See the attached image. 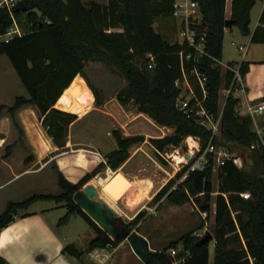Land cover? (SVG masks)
Wrapping results in <instances>:
<instances>
[{"label":"trees","instance_id":"obj_1","mask_svg":"<svg viewBox=\"0 0 264 264\" xmlns=\"http://www.w3.org/2000/svg\"><path fill=\"white\" fill-rule=\"evenodd\" d=\"M25 9L12 11L21 34L8 42H0V56L4 55L28 97H16L8 106L13 126L20 129L14 112L21 106L35 107L41 126L57 149L66 145L68 128L77 115L54 106L63 93L82 74L87 60L98 58L116 66L126 83L116 94L117 101L126 106L132 103L136 109L147 114L156 123L174 127L172 135L151 138L149 142L157 154L168 146H178L187 136L200 138L199 156L205 149L210 132L200 126L193 115L179 111L174 100L181 90L175 86L182 79V69L187 73L198 98L201 90L190 71L197 67L206 76L205 108L217 114L218 91L224 80L228 89L232 85L233 71L221 66L222 41L225 31L226 0H194L201 15L196 25L204 38L205 56L202 65L196 64L192 48L186 41H169L153 28L156 19H171L175 0H107L106 3L81 0H22ZM258 0H231L228 27L236 25L242 35H250L251 43L264 44V7L258 25L249 29L250 10ZM11 24L8 11L0 9V34ZM152 55V68H148ZM191 54L189 59L185 56ZM237 63L228 62L229 67ZM248 71V62L239 63L241 78ZM76 76V77H75ZM74 78V79H73ZM95 105L102 104L96 90L89 84ZM232 86L222 106L220 119V144L240 157L242 166L226 159L216 169L217 184L214 189L211 174L213 157L206 153L207 163L202 170L189 171L174 188L193 163L191 158L152 197V203L167 199L180 205L192 202L200 213L209 215L214 194V217L210 233L213 236L212 264H264V133L258 135L251 129L252 118L240 115L236 110L237 97ZM264 101V96L261 97ZM21 131V130H20ZM116 147L106 153L105 165L117 169L129 157V148L144 141L142 135H124L119 128L111 130ZM158 156V155H157ZM104 166L100 162L86 171L76 183L67 181L55 168L59 195L33 194L22 201H8L0 213V229L9 224L17 211L27 208L35 200L63 202L65 213L58 223L64 224L73 215L82 218L94 231L84 250L66 244L62 254L72 263L86 264L83 256L94 249L115 247L124 237L110 238L73 201V196ZM247 192V199L240 193ZM146 211L139 210L128 222L117 219L116 224L132 234L138 232L139 223ZM134 229V230H133ZM200 237L188 231L164 248L150 251L147 264H209V243L198 244ZM177 249L175 256L169 254ZM183 259L182 261H180ZM2 263V262H1Z\"/></svg>","mask_w":264,"mask_h":264},{"label":"rangeland","instance_id":"obj_2","mask_svg":"<svg viewBox=\"0 0 264 264\" xmlns=\"http://www.w3.org/2000/svg\"><path fill=\"white\" fill-rule=\"evenodd\" d=\"M153 23L157 30L160 29L159 25H163L167 28L169 41L181 40L177 33L175 22L172 19L154 20ZM238 45L247 48V52L244 56L238 50ZM243 60L256 62L258 67L252 68V71L249 72L251 62H248V71L242 77V87L239 86L232 95L238 99L236 104V110L238 109L237 112L240 115H249L252 118L253 114L250 113L248 106H251V108L255 107L261 98L259 94L264 95V62H257L264 61V44H249L239 33L238 27L234 25L232 31L227 32L223 36L220 61L221 72L224 73L227 62L234 61V63H240ZM259 65H263V67ZM80 77L91 93L93 100L91 99L92 102L90 106L85 108L84 111L76 113V120L71 123L68 128L65 147L63 149H57L50 156H46L40 163L45 164V167L40 169L36 175L31 174L29 183L32 185L35 183L37 186L30 192L24 193L22 196L17 194L14 201H22L33 194L59 195L62 190L58 185V177L55 168L59 170L67 181L76 183L85 171H91L102 162L104 166L98 173L106 180H109L112 176L113 178L109 184L102 188L96 186L100 196L115 209L118 205H126L128 217L134 215L137 210H145L146 215L138 224V232L148 236L152 247L157 249L164 248L169 242L177 240L182 234L188 231H193V234L199 237L203 236L206 231H210L214 217V194L212 196L209 215L205 217L202 216L191 201L180 205L172 204L167 199L160 200L158 204L151 202L154 194L166 184L169 179H174L176 176L175 174L188 162L189 159H187L186 156L190 155L192 158L196 157L197 150L200 147V138L187 136L178 146H168L164 151L157 154L154 147L149 142V139L172 135L174 127L156 123L147 114L139 112L132 103L123 106L117 101L116 94L126 83L120 70L116 66L108 64L101 59L92 58L86 61ZM73 83L74 82H72L71 86L63 93L61 99L57 102L59 106L58 109L62 108L61 110L68 111L64 106H67L68 102L78 99V95L72 90ZM89 84L96 90L101 98V105H95V96ZM1 85H4V88H1ZM190 85H192L191 82ZM227 89L228 86L225 85L224 80H222L218 91L219 108L223 106L227 96ZM253 93H255V95ZM16 97L27 98L28 95L8 59L4 55H1L0 98L5 100ZM23 107L25 106H21L20 108ZM16 111L14 112V119L17 122ZM257 123L259 129L255 128L253 121L251 129L260 137L264 133V120L262 119ZM114 128H119L124 135H142L144 141L132 145L129 148L128 159L117 169L112 170L105 165L106 159L104 155L113 147H116L115 140L111 135V130ZM14 135L17 139L15 143L24 144L25 149L26 146L25 142H23V133H17V129L14 127ZM216 139L220 144L219 131L216 133ZM217 151L220 153L213 154L214 158L211 170V181L214 189L217 184L215 171L217 157L224 152L228 156L237 155L236 152H230L223 146H218ZM27 153L26 150L25 155H29V153ZM53 155H56L54 159L52 157ZM84 163L86 164L84 168L76 166L85 165ZM201 163H203V160H201ZM241 166L242 162L240 160V167ZM108 169H110V171H108ZM182 180V176L175 179L168 190L174 188V186ZM94 182L95 179L93 177L85 184ZM140 186L147 192L150 190V194L152 192L154 194L150 198V201L146 203H144L147 199L145 195L138 204L131 205L136 197L135 194L137 192H144L138 188ZM11 187L12 186H8L0 189V196L3 197L5 193L9 192ZM141 194L143 195V193ZM118 198L122 200H116ZM49 203H51V205L63 204L61 201L52 199ZM128 217L119 214L118 219L125 223L132 219L133 216L130 219ZM75 219L79 225H85V222L81 218L76 217ZM79 225H75L72 231L80 234L78 246L82 248V246L86 244L83 240H86L87 235L80 230L81 227H79ZM85 246H87V244ZM211 248L210 244V252H212ZM83 259L86 264H94V260L90 254H85Z\"/></svg>","mask_w":264,"mask_h":264},{"label":"crops","instance_id":"obj_3","mask_svg":"<svg viewBox=\"0 0 264 264\" xmlns=\"http://www.w3.org/2000/svg\"><path fill=\"white\" fill-rule=\"evenodd\" d=\"M81 1H94L98 3L107 2V0ZM230 1L231 0H226L225 3L226 18L230 16ZM263 7L264 0H258L251 8L249 23L250 31H253L258 25L259 15ZM162 19L164 18L156 20ZM171 19L175 22L178 31L177 33L179 34L178 20L174 18ZM232 27L233 26L225 28L224 35L227 32H231ZM153 28L156 32L162 34L168 40L167 28L163 25H159L160 29L157 30L154 27V23ZM241 36L246 42L251 44L250 35L241 34ZM178 41L180 42L181 40ZM247 62H251L249 72L252 71V68L258 67L256 62ZM259 66L263 67V65ZM76 76L80 77V74H77ZM1 88H4V85H1ZM253 94L255 95V93ZM259 95L260 97L264 96L263 94ZM13 99L14 98L3 100L0 98V189L12 186L9 192L5 193L3 197L0 196V213L4 210L8 201H14L17 194L22 196L24 193L30 192L35 186H37L35 183H33L34 185L29 183L31 174L36 175L40 169L44 168L45 164H40L41 161L45 159L46 156H50L57 150V147L53 144L51 139L45 133L44 128L41 126L35 107L31 105L25 106L16 111L17 123L20 127L19 130L17 129V133H23V142H25L26 147L24 149V144L15 143L17 139L14 135V127L10 114L7 111V106H10L13 103ZM259 102H261V98L259 99ZM54 106L56 108L59 107L57 105V101ZM250 107L251 106H248V109ZM262 119L264 120V112L262 114L252 115V121L256 129H259L257 122ZM114 148L115 147L112 149ZM26 150L29 155H25ZM55 156L56 155L52 156L53 159ZM76 166L84 168L86 164ZM138 188L144 192H137L131 205L138 204L145 197V195L147 199L144 203H146L150 201V198L154 194L153 192L150 194V190L147 192L141 186ZM141 193H143V195ZM121 198L116 200H120ZM49 201L50 200L33 201L27 208L18 210L17 216H15L9 224L0 229V264H81L69 261L62 254L61 250L66 244H73L77 249L84 250L86 248L85 245L94 236V231L86 223L85 225H79L78 222L75 221V218L79 217L77 215L71 216L66 223L60 225L58 220L65 213L66 209L62 206V204L51 205ZM116 210L121 216L126 215L128 217V209H126V205H118L116 206ZM131 217L129 216L128 218L130 219ZM75 225H79V227H81L80 230L85 232L87 235L86 240H83L86 244L82 246V248L78 246L80 234L72 231V228L75 227ZM136 233L147 239L151 251L157 249L151 246V241L146 234L139 232ZM210 244L212 252H210L209 249V264H212L213 242L211 241L209 245ZM97 251L99 256H91L94 260V264H143L132 251L126 239L121 241L115 247L102 248ZM91 252L93 253V250Z\"/></svg>","mask_w":264,"mask_h":264},{"label":"built area","instance_id":"obj_4","mask_svg":"<svg viewBox=\"0 0 264 264\" xmlns=\"http://www.w3.org/2000/svg\"><path fill=\"white\" fill-rule=\"evenodd\" d=\"M18 1L20 0H0V9L8 11L11 18V24L7 27L4 33L0 34V42L1 41L8 42L15 35L21 34V31L17 26L15 18L12 13ZM172 17L178 20L180 39L181 41H186L187 46L192 48V52L190 53H192L193 55L192 57L194 58L196 64H199L198 62L199 56H203V59L205 58V56L209 57V55L204 50L203 32L202 34L199 33L196 27V25L200 21V12L196 1L175 0ZM238 50L242 53L243 56L247 52L246 51L247 48L242 45H238ZM148 57L150 58V61L148 63V68H152L153 65L152 55L149 54ZM190 57L191 54L185 56L186 59H189ZM213 60L215 61V63H218L220 65V61L215 59ZM225 66L234 73L231 87L234 86L235 90H237L239 86L242 87V78L239 72V63H237L233 67H229L227 64ZM190 75L193 76L194 80L196 81V84L199 86L202 93V97L198 98L196 96L192 85H190V81L188 79L187 73L182 69V79L176 80L174 83L175 86L181 90V92L176 96L174 100V105L179 111H182L184 114L193 115L196 122L204 129L210 132V137L207 141L204 151L199 156L196 155V157L193 158L194 159L193 163L188 167L186 172L182 175L183 179L186 177L189 171L202 170L204 168L205 164L207 163L206 153L212 154V157L213 154L220 153L217 151L218 144L216 143V133L220 131V119H221L222 107L219 108L217 114L208 111L202 103L206 97V92H207L205 86L206 76L197 67H193V69L190 71ZM231 87L227 89V95L230 92ZM249 110L250 113L253 115L262 114L264 112V101L259 102L253 108L250 107ZM229 158H231L233 163L240 168V160H241L240 157L237 155L228 156L224 152L222 153V155H219V157H217L216 169L218 165L223 164L224 161ZM201 160H203V163H201ZM108 171H110V169H108ZM96 178H103V177L100 175V173H98L94 176L95 180ZM240 195L244 199H247L249 196L247 192L240 193ZM201 214L203 217L206 216L205 212H202ZM97 250L98 249H94L93 253L92 252L90 253V256H95V257L99 256ZM168 252L171 256H175L177 253V249L171 248ZM182 260L183 259H181L180 261Z\"/></svg>","mask_w":264,"mask_h":264},{"label":"water","instance_id":"obj_5","mask_svg":"<svg viewBox=\"0 0 264 264\" xmlns=\"http://www.w3.org/2000/svg\"><path fill=\"white\" fill-rule=\"evenodd\" d=\"M25 9V4L22 0L18 1L14 7V11ZM232 21L225 19L224 27L228 28ZM200 65L204 63L203 56L198 57ZM190 159V155L186 156ZM73 201L80 209L97 224L110 238L115 239L119 235L124 237L129 243L132 251L141 260L143 264L148 263L150 247L147 239L137 233L132 234L124 227H119L116 221L119 217L118 211L112 207L105 199H103L97 187L93 183L84 184L81 189L73 196ZM213 236L209 231H206L203 236L198 239V244H208L212 241Z\"/></svg>","mask_w":264,"mask_h":264},{"label":"bare ground","instance_id":"obj_6","mask_svg":"<svg viewBox=\"0 0 264 264\" xmlns=\"http://www.w3.org/2000/svg\"><path fill=\"white\" fill-rule=\"evenodd\" d=\"M73 92L78 95V99L76 101H70L68 102L67 106H64L65 109H67L69 112L73 113H78L81 111H84L85 108L90 106L91 104V93L90 91L86 88L85 83L80 77H77L74 80L73 83ZM93 100V99H92ZM191 144L193 145V142L191 141ZM113 176L109 179L106 180L104 178H96L95 180V186H100L101 188L107 184H109L112 180Z\"/></svg>","mask_w":264,"mask_h":264}]
</instances>
